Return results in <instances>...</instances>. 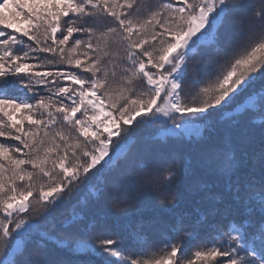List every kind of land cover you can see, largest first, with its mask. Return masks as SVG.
I'll use <instances>...</instances> for the list:
<instances>
[{"label":"snow or ice","instance_id":"1","mask_svg":"<svg viewBox=\"0 0 264 264\" xmlns=\"http://www.w3.org/2000/svg\"><path fill=\"white\" fill-rule=\"evenodd\" d=\"M0 27V264H264V0H0Z\"/></svg>","mask_w":264,"mask_h":264},{"label":"trees","instance_id":"2","mask_svg":"<svg viewBox=\"0 0 264 264\" xmlns=\"http://www.w3.org/2000/svg\"><path fill=\"white\" fill-rule=\"evenodd\" d=\"M145 3H157L158 0H144ZM0 30L5 31L6 33L10 31L9 29H2L0 27ZM0 39H3V37H0ZM26 39V38H25ZM122 54V49H121ZM42 56H47L48 54H41ZM35 62V61H32ZM51 67V66H49ZM58 67H62L64 69H67V65H58ZM37 70H45V69H37ZM219 69L216 67L209 66L208 58L206 56H197L191 61V66L189 68V76L191 77L193 74H195L202 82L209 79L210 76H205L204 73L207 72L210 75L214 76L216 72H218ZM63 83V82H62ZM201 85H189L186 88V91L184 93L185 99L190 101L193 98L196 100H199L201 97L197 95L198 88ZM137 90H141L140 86H137ZM31 96V94H29ZM157 129H145L143 127L137 128L136 136L142 141L144 137L147 136H153L156 135ZM3 139V138H0ZM15 143V142H13ZM145 149V145L143 143H138L134 146V153L135 155L139 156L143 153ZM213 177L210 172L204 169H199L197 172L191 176L188 181L181 185L179 192H180V200H179V208L175 209V211L181 213V214H187L185 219L187 224L190 226L192 223H194L198 219L197 209L203 210L204 205H202L199 201L201 200V197L199 194H194L191 191V188L193 185L200 181H207L212 182ZM85 189L81 188L80 192L74 195L71 201H68L64 207L59 209L57 213L55 214V219L53 221V224L50 225V230H55L56 225L59 224L61 214L65 211H67L71 204L75 203L76 199L79 198L80 195L84 194ZM113 212V215H120V213L116 212L115 209L111 210ZM167 218L166 213H164L163 207L158 203V201L153 197L151 199V204L149 207L145 208L144 211L140 215L133 214L128 219H121L119 224L120 228L122 230H130L131 228L135 227L136 224L143 220L146 225L151 224L152 221L160 219L164 220ZM156 225H152L151 227L146 228V231L150 238L158 239V237H154V228ZM57 235H60L61 233L57 232ZM205 235V230L201 229V237ZM192 246L190 245V248ZM52 257L55 259H58L65 255L61 250L56 249L54 246H52ZM84 264H88V258L87 257H81Z\"/></svg>","mask_w":264,"mask_h":264},{"label":"clouds","instance_id":"3","mask_svg":"<svg viewBox=\"0 0 264 264\" xmlns=\"http://www.w3.org/2000/svg\"><path fill=\"white\" fill-rule=\"evenodd\" d=\"M159 202V201H158Z\"/></svg>","mask_w":264,"mask_h":264}]
</instances>
